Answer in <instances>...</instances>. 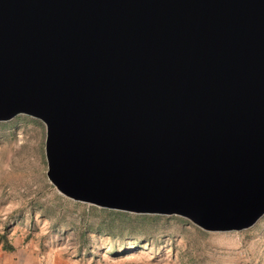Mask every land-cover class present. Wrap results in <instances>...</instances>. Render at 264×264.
Listing matches in <instances>:
<instances>
[{
    "label": "water",
    "instance_id": "1",
    "mask_svg": "<svg viewBox=\"0 0 264 264\" xmlns=\"http://www.w3.org/2000/svg\"><path fill=\"white\" fill-rule=\"evenodd\" d=\"M46 127L74 201L206 231L264 215V0H0V122Z\"/></svg>",
    "mask_w": 264,
    "mask_h": 264
},
{
    "label": "rangeland",
    "instance_id": "2",
    "mask_svg": "<svg viewBox=\"0 0 264 264\" xmlns=\"http://www.w3.org/2000/svg\"><path fill=\"white\" fill-rule=\"evenodd\" d=\"M45 138L37 118L0 122V233L15 247L0 246V264H264V215L247 229L206 231L74 201L46 176Z\"/></svg>",
    "mask_w": 264,
    "mask_h": 264
},
{
    "label": "trees",
    "instance_id": "3",
    "mask_svg": "<svg viewBox=\"0 0 264 264\" xmlns=\"http://www.w3.org/2000/svg\"><path fill=\"white\" fill-rule=\"evenodd\" d=\"M142 216H144L147 219H153L159 215L144 214ZM0 246L6 251H13L15 249V247L10 243V241L7 238V235L4 232L0 233Z\"/></svg>",
    "mask_w": 264,
    "mask_h": 264
},
{
    "label": "crops",
    "instance_id": "4",
    "mask_svg": "<svg viewBox=\"0 0 264 264\" xmlns=\"http://www.w3.org/2000/svg\"><path fill=\"white\" fill-rule=\"evenodd\" d=\"M26 244H27V243H26ZM31 254H32V256H34V255H35V252H34V250H33V249L31 250ZM32 256H31V257H32ZM31 260L34 262V260H33V259H31ZM36 260H37V258H36ZM38 264H39V263H38Z\"/></svg>",
    "mask_w": 264,
    "mask_h": 264
}]
</instances>
